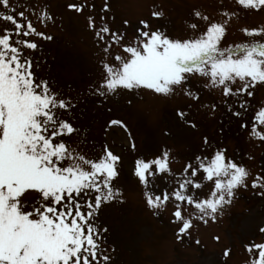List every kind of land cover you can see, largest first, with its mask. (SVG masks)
Listing matches in <instances>:
<instances>
[{"label":"snow or ice","instance_id":"6c2138e0","mask_svg":"<svg viewBox=\"0 0 264 264\" xmlns=\"http://www.w3.org/2000/svg\"><path fill=\"white\" fill-rule=\"evenodd\" d=\"M237 3L244 9L264 11V0ZM0 7L5 10L0 11V19L13 25L0 34V264H111L105 247L109 229L100 225L98 217L105 204L126 202L123 190L115 186L121 157L105 148L101 157L90 158L68 142L81 131L74 121L64 118L71 117L77 105L55 91L53 82L38 77L33 58L25 55V50H38V44L27 37L52 41L54 36L38 31L11 0H0ZM69 8L82 13L85 5ZM108 10L106 5L104 11ZM153 16L163 17L164 12L154 11ZM193 16L198 22L188 24L191 34L186 37L153 31L142 20L130 41L126 33L113 31L106 22L98 27L89 17V28L103 53L102 80L91 85L89 93L106 98L120 90L144 89L171 97L183 91L199 100V94L193 95L186 87L199 78L205 88L232 98L228 112L244 117L251 107L247 98L255 95L258 85L264 87V27H243L240 32L246 39L228 45L225 38L237 12L224 11L217 19L195 10ZM38 23L47 28L55 17L43 10ZM114 47L122 53H114ZM211 108L215 112L216 106ZM178 115L191 128L197 127L185 119L188 113ZM241 127L247 129L248 124ZM250 131L264 142V106L256 111ZM204 145L211 147L207 137ZM226 153V148H216L211 158L197 156L179 174L178 187L162 194L151 189L158 174L176 176L170 167L172 150L165 148L154 159L135 162L134 174L154 215L166 211L170 202L174 205L172 222L181 225L178 241L191 239L194 220L207 224L223 217L240 190L248 189L251 171ZM204 182H210L206 198L196 191L205 187ZM251 188L264 197V175L256 174ZM260 231L264 233V228ZM246 249L247 264H264V243H250ZM230 251H225V258Z\"/></svg>","mask_w":264,"mask_h":264},{"label":"rangeland","instance_id":"374dc122","mask_svg":"<svg viewBox=\"0 0 264 264\" xmlns=\"http://www.w3.org/2000/svg\"><path fill=\"white\" fill-rule=\"evenodd\" d=\"M11 4L17 12L25 11L38 31L54 36L52 41L27 37L38 44V50H25V55L33 58V70L38 77L53 82L55 91L65 98L71 97L77 105L71 117L64 118L74 121L81 131L68 142L90 158L101 157L105 148L121 157L115 186L123 190L126 202L105 204L98 217L100 225L109 229L105 247L112 256L111 264H247L250 256L246 246L264 241V233L260 231L264 228V197L257 194L258 189L251 188V179L256 174L264 175V142L250 131L256 111L264 106V87L258 85L255 95L247 98L251 107L242 118L228 112L232 98L224 97L220 90L205 88V82L199 78H193L186 86L193 95L199 94V100L183 91L163 97L144 89L120 90L106 98L93 96L89 87L102 80L103 53L97 47L88 18L93 17L98 27L106 22L113 31L126 33V41H130L142 27V20L153 31L186 37L191 34L188 24L198 22L193 16L195 10L217 19L224 11H235L238 18H233L225 38L231 45L246 39L241 28L264 27V11L244 9L237 0H11ZM71 4L85 5L84 11L70 9ZM106 5L108 11H104ZM43 10L55 17V23H49L47 28L38 23ZM0 11L5 10L0 7ZM154 11H163L164 16L154 17ZM125 21L129 23L126 25ZM12 28L13 25L0 19V34ZM114 53H122V49L114 47ZM212 105L216 106L215 112ZM181 111L188 113L185 119L194 122L195 129L179 117ZM243 123L248 124L247 129L241 127ZM204 137L211 147L204 145ZM165 148L172 150L170 167L176 176L158 174L156 186L151 189L155 194L178 187L175 181L187 163H194L197 156L211 158L216 148H226L229 159L252 173L248 189L240 190L239 198L223 217L207 224L194 220L191 231L200 229L196 235L201 236L199 245L195 238L178 241L174 231L180 224L172 222L171 202L166 211L158 217L154 215L134 174L137 159H154ZM165 179L167 182L162 183ZM204 184L203 189L196 191L206 198L210 182ZM223 221L227 223L224 227ZM214 235H220L221 241H214ZM228 249L232 251L226 258L230 263L224 259Z\"/></svg>","mask_w":264,"mask_h":264}]
</instances>
